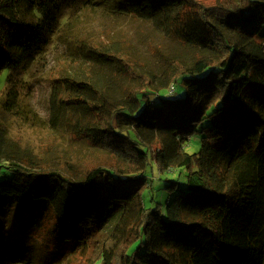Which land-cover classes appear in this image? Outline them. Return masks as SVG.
Returning a JSON list of instances; mask_svg holds the SVG:
<instances>
[{
  "label": "trees",
  "instance_id": "1",
  "mask_svg": "<svg viewBox=\"0 0 264 264\" xmlns=\"http://www.w3.org/2000/svg\"><path fill=\"white\" fill-rule=\"evenodd\" d=\"M60 1L0 0V107L19 116L31 105L25 76L47 79L41 120L109 157L86 169L48 160L0 116L1 232L46 228L80 264H264V0H86L80 8L150 21L197 52L161 51L158 82L129 39L76 30L79 8L65 15ZM49 34L58 40L42 45ZM49 46L63 60L44 69ZM151 161L187 172L164 205Z\"/></svg>",
  "mask_w": 264,
  "mask_h": 264
},
{
  "label": "rangeland",
  "instance_id": "2",
  "mask_svg": "<svg viewBox=\"0 0 264 264\" xmlns=\"http://www.w3.org/2000/svg\"><path fill=\"white\" fill-rule=\"evenodd\" d=\"M85 1H60V10L65 15H68L69 12L75 14L79 8L75 15L73 28L87 32L88 28L105 30L108 27L114 30L115 34L129 39L140 58L146 62L148 69L154 73L155 82H158L163 74L161 51L165 52V54L178 51L185 56L184 60L192 58L191 56L197 53L173 40L150 21L128 17H107L96 11L80 8ZM49 37L52 41L58 40V34L56 36L49 34L43 37L42 45L45 44ZM157 49L160 51H157ZM62 52L63 47L61 46L55 48L49 46L48 59L50 58L51 63L45 61L44 69L49 68L56 61L58 62V59L63 60L62 54L64 53ZM0 73V87H4L7 84L9 71L2 70ZM22 73V70L15 71V75L20 78H22ZM25 77L29 86L25 100L29 101L31 105L25 107L24 110L31 108L32 113H29V117L24 110L22 114L16 116L14 113L3 112V107H0L1 118L7 124L14 138L21 142L25 150L42 154L48 160L59 161L62 164L67 163L68 165V163L73 162L75 166L78 165L83 169L106 162L109 155L99 147H94L85 140L62 130H54L49 124L41 120L42 117L48 122L46 115L50 99L49 81L47 79H34L31 74ZM168 91H171V93L174 91L172 85L169 86ZM195 147L198 150L199 145L196 144ZM149 170H153V172L148 174L153 182V188L156 189L153 192H155L157 200L162 205L176 193L183 191L187 179L186 171L170 169L160 171L153 161H151ZM5 174H9V172L1 169L0 179ZM173 181L180 185L176 192H171L166 188ZM10 223L11 227L8 226L5 234L0 230V264H25L26 262L29 264H80V256L72 258L68 255L59 256L61 254L59 249L53 248L48 243L49 235L46 228H36L29 222H25L18 228L13 227ZM6 234L8 238L5 237ZM17 260L22 261V263H14Z\"/></svg>",
  "mask_w": 264,
  "mask_h": 264
}]
</instances>
